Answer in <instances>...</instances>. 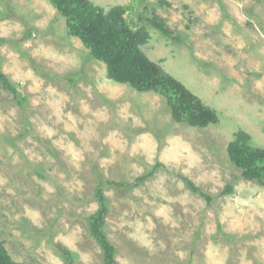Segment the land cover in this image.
<instances>
[{
  "label": "rangeland",
  "instance_id": "1",
  "mask_svg": "<svg viewBox=\"0 0 264 264\" xmlns=\"http://www.w3.org/2000/svg\"><path fill=\"white\" fill-rule=\"evenodd\" d=\"M90 1L125 6L217 121L110 79L53 0H0V248L12 264H105L101 188L118 264H264V157L234 145L244 130L264 150V0Z\"/></svg>",
  "mask_w": 264,
  "mask_h": 264
},
{
  "label": "trees",
  "instance_id": "2",
  "mask_svg": "<svg viewBox=\"0 0 264 264\" xmlns=\"http://www.w3.org/2000/svg\"><path fill=\"white\" fill-rule=\"evenodd\" d=\"M53 1L68 16L71 31L83 38L87 46L92 49L94 57L107 63L110 79L120 83H130L138 90H155L164 94L177 120L203 123L217 121L212 108L181 81L166 73L158 62L153 61L146 54L142 46L149 41L150 32L145 26L132 23L133 20L131 22L126 18L125 6L118 5L106 10L104 7L94 5L90 0ZM160 27L163 31H168L161 24ZM0 77L6 87H12L10 80L1 72ZM250 140L249 133L239 130L235 134L234 145L237 149L250 151L255 157L262 159L264 150L252 148ZM252 168H249V174L253 173ZM259 173L260 177L264 174V166H261ZM193 188L197 189L195 186ZM227 191H232V188H227ZM97 198L100 207L90 219V229L102 246L105 264H118L115 260L114 247L107 240L102 229L107 206L101 188L97 191ZM0 264H12L1 248Z\"/></svg>",
  "mask_w": 264,
  "mask_h": 264
}]
</instances>
